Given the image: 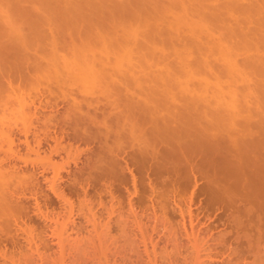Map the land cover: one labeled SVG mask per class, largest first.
<instances>
[{"label": "rangeland", "instance_id": "374dc122", "mask_svg": "<svg viewBox=\"0 0 264 264\" xmlns=\"http://www.w3.org/2000/svg\"><path fill=\"white\" fill-rule=\"evenodd\" d=\"M87 1L0 0V170L19 210L0 218V264H264V67L245 63L264 46L233 53L244 79L209 49L246 44L264 1L235 0L262 5L245 23L234 0ZM215 77L237 110L209 83L196 103ZM146 129L170 140L142 145Z\"/></svg>", "mask_w": 264, "mask_h": 264}, {"label": "bare ground", "instance_id": "6f19581e", "mask_svg": "<svg viewBox=\"0 0 264 264\" xmlns=\"http://www.w3.org/2000/svg\"><path fill=\"white\" fill-rule=\"evenodd\" d=\"M103 1H104V0H103ZM238 1H239V0H238ZM263 1H264V0H263ZM47 2H48V1H47ZM87 2H89V3L91 4L92 1L89 0V1H87ZM232 2H233V1H232ZM89 3H87V4H89ZM100 3H102V2H100ZM233 3H234V4H233ZM233 3L230 4V5H232V6H230L231 9H230V10L228 9V10H229V11H232V12L235 11L237 8H238V10H239V7H240L241 5L238 7V2H235V0H234ZM261 3H264V2H261ZM90 4H89V5H90ZM92 4H93V3H92ZM251 4H252V3H251ZM252 5H253V4H252ZM254 5H255V6H250V5H249V7H248V5H246V6L248 7V9H245L246 6L240 7V9H241L240 12L242 11V14L244 15V13H243V11H244V12H245V16H243V17H245V20L247 19L246 21L243 20L241 23H243V22H244V23H245V22H248V18H249V21H250V20H251L250 18H253L254 15H255V14H254L255 8H259L260 6H262V5H260V6L258 7L256 4H254ZM233 6H236L237 8H236V7L234 8ZM256 6H257V7H256ZM263 6H264V5H263ZM249 8H250V9H249ZM251 8H253V9H251ZM232 9H233V10H232ZM234 9H235V10H234ZM259 9H260V10H259ZM259 9H258V10H259L260 13L263 12V10H262L261 8H259ZM245 10H246V11H245ZM249 10H250L251 12H252V10H253V12L250 13ZM261 10H262V11H261ZM247 11H248V13H247ZM247 14H248V15H247ZM249 14H251V15L253 14V16L251 17ZM256 14L259 15V13H256ZM261 14H263V15H259V17H258V16H256V17H258V20H257V21H260L259 24H260L261 27H260L259 24H258V27H257V28H258V29H259V28L261 29V30L259 29V31H261L262 35L260 36L261 33H260L259 31H257V32H256V35H255V30H254L253 33H252L253 35H252V34H251L252 36H251V35H250V36L247 35L248 37L244 35V32L242 33V34L244 35V38H243V37H242V38H243L244 40L247 39L246 42L249 43L250 45L247 44V43H246L247 45L244 44L245 41L241 40L240 43H239L241 46L239 47V45L237 44L238 46H237L236 48H234V49H236V50H234V49H233V50H230V49H228L227 47L225 48L223 45H221L220 47L215 46L216 48H214V47H213V48H211V47L209 48V49H210L211 51H213V52H214L213 49H216V50L218 51L217 53H219V55L221 56L220 58L223 60V62H226V64L224 63V65H225V66L223 67L224 69L222 68V69H223V72L226 70V72L231 73V74H232V73H237V74H240L241 76L243 75V76L241 77V78H243V77H245L244 74H247V71H248L249 73H250V71H251V73H252V70H251V69H253V67L258 66V64H259L261 67H264L263 64H262V62H263L262 58H263V57L261 58V57L257 56V54H258L259 52H258V50H256V49H258V48L264 46V41L262 42L263 39H262V40L260 39V38H264V36H263V35H264V32H263V31H264V29H263V28H264V13H261ZM246 16H247L248 18H247ZM260 16H261V17H260ZM203 17H204V16H203ZM214 17H215V16H214ZM259 18H260V20H259ZM243 19H244V18H243ZM177 21H178V22H177ZM177 21L175 20V22L173 21V23L171 22V23L169 24L170 29L168 28V29H169V31L167 32L168 34H169L170 32L172 33V31H178V29L181 28V27H179V26H181L183 22L179 21V19H178ZM257 23H258V22H257ZM179 24H180V25H179ZM177 25H178V26H177ZM184 27H185V26H184ZM199 27H200V26H199ZM239 27H241V26H239ZM239 27H238V28H239ZM196 28H197V27H196ZM238 28H236V29H231V30H230V29L227 30L228 34H227V32H226V36L229 37V40H230V38H233L234 35L237 36V35H236L237 33H238L239 37L241 36V32H242V31H240V28H239V29H238ZM241 28H242V27H241ZM184 29H185V28H184ZM195 30H196V29H195ZM195 30H194V35H195V33H196ZM233 30H235V31L237 30V33H236L235 31H233ZM241 30H242V29H241ZM181 31H182V30H181ZM192 31H193V30H192ZM196 31L198 32V31H200V30H196ZM238 31L240 32V34H239ZM171 33H170V35H169V36H170L169 39L172 38L171 35L175 38V37H176L175 34H171ZM178 34H179V33H178ZM180 34H181V33H180ZM192 34H193V33H192ZM254 35H255V36H254ZM257 35H259L260 38H258ZM177 36H178V35H177ZM192 36H193V35H192ZM198 36H199V34H198ZM198 36H197V38H198ZM253 36H254V37H253ZM256 36H257V38H255ZM201 37H202V36H201ZM246 37H247V38H246ZM195 38H196V36H195V37L193 36V39H192V41H190V43L192 42V43H194L195 46H198L199 39H197V38L195 39ZM240 38H241V37H240ZM242 38H241V39H242ZM248 38H249V40H251V39L254 38V40L256 41V43H255V42H252L253 40H252L251 43H250V41H248ZM194 39H195V40H194ZM200 39H201V38H200ZM256 39H257V40H256ZM258 39H259V40H258ZM171 40H173V38H172ZM195 41H196V42H195ZM242 41H243V42H242ZM259 41L262 42V43H259L260 45L262 44V46H260V45L258 44ZM241 42L243 43V45H244L245 47H247V49H246V48H245V49L242 48V47H244V46L242 45ZM192 43H191V45H192ZM199 44H200V45H199L197 48L194 47V45L191 46V45L189 44V45H190V46H189V49H190V48H193V49L196 48L195 50L198 51V48H199L198 53H200V49H201V51H202V49H203V47L201 46V45H202L201 40H200V43H199ZM251 44H252V45L254 44V45L251 46ZM255 44H256V46H255ZM257 44H258V45H257ZM248 45H249L250 47H253V48H250V47L248 48ZM258 46H259V47H258ZM201 47H202V48H201ZM238 48L241 49V50H239ZM189 49H187L186 53H188V52L191 53V51H188ZM193 49H192V50H193ZM218 49H219V50H218ZM248 49H249V50H248ZM260 49H261V48H260ZM205 50H206V49H205ZM207 50H208V49H207ZM207 50H206V52H207ZM210 50H209V51H210ZM238 50H239V51H242V50H246V51L254 50L255 53H256V51H257L258 53L255 55V57L258 58L259 61H258V60L254 57V55H253V56L250 57L251 60H250V59H245V60H246L245 63H246L247 65L243 63L244 66H245V65L248 66V63H249V66L247 67V71H246V69H245L246 66H245V68H243V67H244L243 65H240V66H242V67H238L239 64L236 65V64H237V63H235L236 61L233 60V57L235 58V55H236L235 53H236V52L239 53ZM197 51H195V52H197ZM211 51L209 52L210 56L214 55V53L211 52ZM260 51H261V50H260ZM262 51H263V50H262ZM203 52H204V50H203ZM203 52H202V54H205V53H203ZM234 52H235V53H234ZM233 53H234L235 55H234ZM200 54H201V53H200ZM211 54H212V55H211ZM233 55H234V56H233ZM258 55H259V54H258ZM208 56H209V55H208ZM208 58H209V57H208ZM208 58H207V59H208ZM246 58H247V57H246ZM248 58H249V56H248ZM259 58H261V59H259ZM221 59H220V60H221ZM215 60H216V59H215ZM256 60H257V62H255ZM261 60H262V61H261ZM205 61H207V62L205 63ZM205 61H204V63H205L204 66H206V65L208 64L209 67H210V66H211V64H210L211 62L208 63V61H210V59L205 60ZM212 61H214V59H213ZM249 61H251V62H249ZM100 62H101V61H100ZM252 62H254L255 64H253ZM258 62H259V63H258ZM98 63H99V62H98ZM214 63H215V62H214ZM256 63H257V65H256ZM251 64H252V65H256V66H252ZM208 65H207V66H208ZM250 65H251L252 68L250 67ZM249 67H250V68H249ZM261 67H260V69H261ZM210 68H212V66H211ZM95 69H96V68H95ZM95 69H94V70H95ZM99 69H100V68H99ZM249 69H250V70H249ZM96 70H97V69H96ZM103 70H104V69H103ZM220 70H221V69H220ZM221 72H222V71H221ZM260 72H261V70L258 71V72L256 71L257 74H259V75H261V76H264V71H263V73H260ZM251 73H250V75H252ZM98 74H99V72H98ZM100 74H101V73H100ZM100 74H99V75H100ZM257 74H256V75H257ZM99 75H96V76L100 77ZM217 78H218V77H217ZM217 78L215 77L216 80H215V81L213 80V82H210L209 80H208V81L205 80V81H204L205 84L200 85V87H206L205 89H204V88H203V89H204L205 91H207V92H205L203 89H201V90H202V91H201L202 94L205 93L204 95L201 94V96L204 97V98H199L197 101L195 100L196 103H197L199 100H203V99H204V102H205V101L207 102V101L209 100L208 98H209L210 96L208 95V92H209V91H208V90H209L208 88H210V86L213 85V86H211L210 89L216 91V92L214 91V96H213V97H215V98H214L215 101H217V102L219 101L218 104H219L220 106H222V105L224 104V105H223L224 109H225V105H226V103H228V105H231V104H232V105L234 106L233 108H234L235 110H237L236 108H237V105L239 106V104L236 103L237 100H238V98H237V96H236V92H235V90H232V89L229 88V90H230L231 92H232V91H233V92L231 93V92H229V90L227 91V89H225L226 87H223V85H222L223 82H222V81L219 82L218 79H220V78H218V79H217ZM243 79H244V78H243ZM245 79H248L247 75H246V78H245ZM221 82H222V83H221ZM201 83H203V81H202ZM208 83L211 84V85H209ZM212 83H213V84H212ZM204 85H205V86H204ZM208 85H209V86H208ZM221 85H222V89H224V90H226V91H224V90L221 91V89H219V88L221 87ZM259 85H261V84H259ZM207 86H208V87H207ZM215 87H216V88H215ZM217 87H218V88H217ZM229 87H230V86H229ZM206 89H207V90H206ZM217 89H218V91H217ZM203 91H204V92H203ZM217 92H219V93L222 92V93H224V95H225L227 92H229L231 95H232L234 92H235V94H233V96H230L229 93H228V95L230 96V98H229V102H228V101L226 102V101L223 99L224 95H223L222 93H220V94L218 95ZM215 94L217 95V97L219 96L218 99H217V97H216ZM206 95H208V98H207ZM220 95H221V96H220ZM242 95H243V97H242V96H240V97H242V98L244 99V97H246V94L243 93ZM244 95H245V96H244ZM247 95H248V94H247ZM222 96H223V97H222ZM232 97H233V98H232ZM205 98H206V99H205ZM221 98H222V99H221ZM224 98H225V97H224ZM242 98H240V100H239L240 102L242 101ZM189 99H190V98H189ZM212 99H213V98H212ZM216 99H217V100H216ZM231 99H232V100H231ZM131 100H132V99H131ZM187 100H188V99H187ZM191 100H192V104H193V98H192ZM124 101L126 102V99H125ZM135 101H136V100H135ZM135 101H134V103H135ZM138 101H139V100H138ZM185 101H186V100H185ZM188 101H189V100H188ZM188 101H187V103H188ZM195 101H194V104H195ZM210 101H211V100H210ZM223 101H224L225 103H224ZM230 101H231V103H230ZM232 101H233V102H232ZM246 101H247V97H246V99H244V101H242V102H243V103H246ZM119 102H120V101H119ZM121 102H122V101H121ZM136 102H137V101H136ZM140 102L142 103L141 100H140ZM204 102H203V103H204ZM206 102H205V103H206ZM212 102H214V100H213ZM217 102H216V103H217ZM132 103H133V102H132ZM132 103H131V104H132ZM134 103H133V105H134ZM141 103L138 102V103H137V106H138V104L140 105ZM182 103H183V102H182ZM210 103H211V102H210ZM216 103H215V104H216ZM229 103H230V104H229ZM235 103H236V105H235ZM111 104H112V102H111ZM128 104H130V103H128ZM131 104H130V107H129L130 109H129V110H130V111H134L133 108L136 107V106L133 107V105H131ZM143 104L146 105L147 103H146V104L143 103ZM185 104H186V103H185ZM194 104H193V105H194ZM198 104H199V103H198ZM198 104H197V105H198ZM207 104H208V102H207ZM221 104H222V105H221ZM240 104H241V103H240ZM124 105H125V104H124ZM189 105H190V103H189ZM195 105H196V104H195ZM197 105H196V106H197ZM201 105H202V104H201ZM216 105H217V104H216ZM228 105H226V106H228ZM140 106H142V105H140ZM147 106H148V105H147ZM187 106H188V105H187ZM191 106H192V105H191ZM204 106H205V105H204ZM220 106H217V107H220ZM235 106H236V108H235ZM246 106H247V105H246ZM246 106H245V107H246ZM123 107H124V106H123ZM143 107H144V106H143ZM145 107H146V106H145ZM198 107H199V105H198ZM207 107H208V106H207ZM137 108H138V107H137ZM147 108H148V107H147ZM190 108H191V107H190ZM226 108H227V107H226ZM131 109H132V110H131ZM145 109H146V108H145ZM145 109H143V110H145ZM179 109H180V108H179ZM185 109H186V108H185ZM188 109H189V108H188ZM217 109H218V108H217ZM123 110H126V109L123 108ZM190 110H191V109H189V111H190ZM200 110H201V109H200ZM130 111H129V112H130ZM136 111H137V110H136ZM136 111H134V112H136ZM184 111H185V110H184ZM196 111H197V108H196ZM122 112H123V111H122ZM203 112H205V111H203ZM235 112H237V111H235ZM241 112H242V111H241ZM144 113H145V112H144ZM144 113H143V114H144ZM175 113H176V112H175ZM177 113H178V112H177ZM197 113H198V112H197ZM207 113H208V112H207ZM210 113H211V112H210ZM215 113H216V112H215ZM140 114H142L141 111H140ZM191 114H192V113H191ZM199 114H200V113H199ZM240 114H241V113H240ZM128 115H129V114H128ZM152 115H153V114H152ZM184 115H185V112H184ZM202 115H203V114H202ZM215 115H216V114H215ZM231 115H233V114H231ZM126 116H127V115H126ZM132 116H133V115H132ZM142 116H143V115H142ZM118 117H119V116H118ZM121 117H122V115H121ZM130 117H131V116H130ZM153 117H154V116H153ZM119 118H120V117H119ZM123 118H124V117H123ZM132 118H134V117H132ZM142 118H145V117H142ZM150 118H151V117H150ZM159 118H160V117H159ZM202 118H203V117H202ZM125 119H126V121H124ZM127 119H129V117H125L124 120L122 119V120H121V121H122L121 124L118 123V121H120V119H119L118 121L116 120L117 122H116V121H115V122H116V124L118 123V125L120 124V125L124 128L123 130H125V129L128 128V127H130L131 129L134 127V128L132 129L131 133L133 132V130H135V127L140 126V125L144 122V121H143V122L140 124V122H141L142 120H144V119H141V121H139L138 119H140V117L137 118V119L134 118V119H136L137 121H136V120H133V119H131V120L128 121ZM173 119H174V118H173ZM203 119H204V118H203ZM189 120H190V119H189ZM127 121H128V122H127ZM154 121H156V120H154ZM159 121H160V119H159ZM176 121H177V120H176ZM186 121H187V120H186ZM186 121H185V122H186ZM190 121H191V120H190ZM200 121H201V119H200ZM202 121H203V120H202ZM215 121H216V120H215ZM152 122H153V121H152ZM181 122H182V121H181ZM213 122H214V121H213ZM163 123H164V122H163ZM200 123H201V122H200ZM214 123H215V122H214ZM237 123H238V122H237ZM113 124H114V123H113ZM156 124H157V123H156ZM160 124H161V123H160ZM175 124H176V123H175ZM175 124H173V125H175ZM9 125H10V124H9ZM114 125H115V124H114ZM120 125L117 127L118 129H121V126H120ZM148 125H149V124H148ZM162 125H163V124H162ZM179 125H180V124H179ZM237 125H238V124H237ZM245 125H246V124H245ZM152 126H155V123H154V125H152ZM159 126H160V125H159ZM249 126H250V125H249ZM7 127H8V126H7ZM171 127H172V125H171ZM171 127H170V128H171ZM242 127H243V126H242ZM2 128H3V127H2ZM152 128H153V127H152ZM154 128H155V127H154ZM179 128H180V126H179ZM6 129H7V128H6ZM149 129H151V128H149ZM158 129H160V128L158 127ZM164 129H165V127H164ZM171 129H172V128H171ZM195 129H196V128H195ZM242 129H244V128H242ZM123 130H122L121 135L124 133ZM162 130H163V129H162ZM174 130H175V129H174ZM174 130H173V131H174ZM182 130H183V129H182ZM248 130H249V129H248ZM127 131H128V130H127ZM146 131H148V132H146ZM146 131L144 132V135H145V136L142 135V133H141V135L144 136V139L140 137V138H138V141H139V139H143V140H141L142 145H143V143H144L146 146H147V145H152V144H150L151 138H149V136H151V135H149L148 133L153 134L154 132L152 133V131H151V130H148V129H146ZM235 131H236V130H235ZM235 131H234V133H235ZM8 132H10V131H8ZM108 132H109V131H108ZM114 132H117V131H114ZM159 132H160V134L158 133V135H157V133H155V134H154V137H152V136H151V137L154 138V139H156L155 137H157V138L160 137V138L162 139L163 134H164V136H166V134H165V130H164V131H159ZM162 132H164V133L161 135ZM171 132H172V130H171ZM10 133H11V132H10ZM110 133H111V132H110ZM110 133H109V134H110ZM127 133H128V132H127ZM127 133L125 132V134H123V135L126 137ZM183 133H184V132H183ZM1 134H3V133L1 132ZM115 134H116V133H115ZM118 134H119V132H118ZM118 134H117V135H118ZM235 134H236V133H235ZM3 135H4V134H3ZM105 135H106V134H105ZM119 135H120V134H119ZM131 135H134V133L131 134ZM131 135L129 134V136H131ZM146 135H147V136H146ZM148 135H149V136H148ZM159 135H161V136H159ZM170 135H172V136H170V138L174 136L173 133L170 134ZM185 135H186V134H185ZM111 136H112V135H111ZM129 136H128V137H129ZM134 136H135V135H134ZM122 137H123V136H122ZM122 137L120 136V138H122ZM132 137H133V136H132ZM166 137H167V138H166ZM166 137H164V138H165L166 141H167V139H169V138H168L169 136L167 135ZM183 137H184V136H183ZM186 137H187V136H186ZM230 137H231V136H230ZM107 138H108V135H107ZM115 138H116V137H115ZM133 138H134V137H133ZM164 138H163V139H164ZM134 139H136V138H134ZM172 139H173V138H171V140H172ZM176 139H177V138H176ZM187 139H188V138H187ZM235 139H236V138H235ZM111 140H112V139H111ZM121 140H124V139H121ZM132 140H133V139H132ZM157 140H158V139H157ZM169 140H170V139H169ZM206 140H207V139H206ZM135 141H136V140H135ZM153 141H154V140H153ZM153 141H152V143H154ZM159 141H161V140H159ZM184 141H186V139H185ZM170 142H171V141H170ZM170 142H169V143H170ZM177 142H178V141H177ZM202 142H203V141H202ZM234 142H235V141H234ZM121 143H122V142H121ZM169 143H168V144H169ZM185 143H187V142H185ZM185 143H184V146L186 145ZM191 143H192V142H190V144H191ZM116 144H117V143H116ZM155 144H156V143H155ZM170 144H171V143H170ZM170 144H169V146H171ZM181 144H182V143H181ZM187 144H188V143H187ZM133 145H134V144H133ZM139 145H140V143H139ZM178 145H179V143H178ZM112 146H113V145H112ZM114 146H115V145H114ZM156 146H157V145H156ZM137 147H138V146H137ZM172 147H173V146H171V148H172ZM179 147H180V145H179ZM134 148H135V147H134ZM169 148H170V147H169ZM169 148H167V150H165V151H164L165 153H163V154L169 155V154H170V151L172 150V149L170 150ZM138 149H139V147H138ZM140 149H141V148H140ZM145 149H147V148H145ZM173 149H174V147H173ZM181 149H182V148H181ZM187 149H188V148H187ZM159 150H160V149H159ZM189 150H190V149H189ZM142 151H143V149H142ZM150 151H151V150H150ZM157 152H158V151H157ZM171 152H173V151H171ZM141 153H142V152H141ZM146 153H147V152H146ZM167 153H169V154H167ZM144 154H145V153H144ZM150 154H151V153H150ZM147 155H148V154H147ZM144 157H145V155H144ZM147 157H148V156H147ZM147 157H146V158H147ZM160 157H161V156H160ZM164 157H165V156H164ZM153 158H154V157H153ZM161 158H162V157H161ZM159 159H160V158H159ZM144 160H145V159H144ZM174 160H175V159H174ZM159 161H161V159H160ZM171 161H172V160H171ZM0 162H1V161H0ZM165 162H166V161H165ZM168 162H170V161H168ZM166 163H167V162H166ZM170 163H171V162H170ZM173 163H174V162H173ZM173 163H172V164H173ZM174 164H175V163H174ZM3 165H4V164H3ZM167 165H168V164H167ZM170 165H171V164H170ZM0 167H1V165H0ZM2 168H3V167H2ZM2 168H1V169H2ZM6 169H7V167H6ZM8 170H9V169H8ZM3 171H5V170L2 169V172H1V170H0V218L5 219V221H7V219H9L10 216L13 215V213H16V212L19 211V210H17V207H18V206H17L16 204H14V201L11 199V197L13 196V195H12V194H13V192H12L13 189H11V185H10L11 182H9V181L11 180V177H8L9 173L6 174L7 172H5V174H4ZM10 171H11V170H10ZM2 173H3V174H2ZM10 173H11V172H10ZM236 173H237V172H236ZM10 175H11V174H10ZM12 178H13V177H12ZM17 178H18V177H17ZM252 178H254V177H252ZM252 178H251V179H252ZM238 179H239V178H238ZM12 180H13V179H12ZM15 180H16V179H15ZM239 180H240V179H239ZM245 180H248V179H245ZM249 180H250V179H249ZM252 180H253V179H252ZM254 180H255L256 182L259 181L258 179H255V178H254ZM260 180H261V182H262V181L264 182V179H260ZM13 181H14V180H13ZM217 181H218V180H217ZM218 182H219V181H218ZM252 182H253V181H252ZM252 182H251V183H252ZM256 182H253V183L256 184ZM259 182H260V181H259ZM14 183H15V181H14ZM213 183H214V182H213ZM246 184H248L247 186L251 187L250 184H249V182H247ZM246 184H245V185H246ZM260 184H262V183H260ZM260 184H258V182H257L256 186H257V185L260 186ZM263 184H264V183H263ZM263 184H262V185H263ZM241 185H242V184H241ZM245 185H244V188H246ZM251 185H252V184H251ZM262 185H261V186H262ZM57 187H58V186H57ZM241 187H242V186H241ZM252 187H254V186H252ZM13 188H15L14 185H13ZM53 188L56 189V186L53 185ZM53 188H52V190L54 191ZM255 188H256V187H255ZM257 188H258V187H257ZM257 188H256V190H255L254 188H252V189H254L253 191H254L255 193L252 191V189H249V188H248L249 191L251 190L250 192H253L254 195L256 194V195H255L256 197H253V198H257V195L260 194V196H261V195L263 194V192H261V191L264 190V189H263L264 187H262L263 190H260V188H259V189H257ZM15 190H16V189H15ZM15 190H14V192L17 194L16 191H18V190H16V191H15ZM224 190H225V189H224ZM226 190H227V189H226ZM258 190H260V191H258ZM56 191H57V190H56ZM56 191H55V193H56ZM256 191H258V194L256 193ZM19 192H20V191H19ZM259 192H260V193H259ZM15 193H14V194H15ZM253 193H252L251 195H253ZM56 194H58V193H56ZM245 195H246V194H245ZM20 196H21V195H20ZM15 197H16V196H15ZM246 197H247V195H246ZM20 198H21V197H20ZM258 198H259V197H258ZM247 200H248V199H247ZM248 203H249V201H248ZM15 205H16V206H15ZM250 205H251V204H250ZM246 208H247V207H246ZM250 208H251V207H250ZM247 212H248V211H247ZM250 212H251V211H250ZM259 213H260V212H259ZM7 216H8L9 218L6 219L5 217H7ZM14 216H15V214H14ZM12 217H13V216H12ZM263 217H264V216H263ZM12 219H13V218H12ZM16 220H17V219H16ZM12 221H13V220H12ZM0 222H2V221H0ZM3 222H4V221H3ZM6 223H7V222H6ZM6 223H5V225H6ZM8 223H10V222H8ZM8 223H7V224H8ZM0 225H1V224H0ZM262 225H263V224H262ZM7 227H8V226H7ZM3 228H5V227H3ZM4 230H5V229H4ZM2 231H3V230H2ZM2 231H1V232H2ZM5 232H6V231H5Z\"/></svg>", "mask_w": 264, "mask_h": 264}]
</instances>
